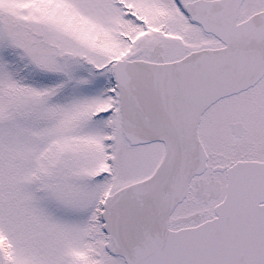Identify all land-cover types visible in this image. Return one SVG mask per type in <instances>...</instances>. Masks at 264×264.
I'll return each instance as SVG.
<instances>
[{
    "label": "snow or ice",
    "instance_id": "6c2138e0",
    "mask_svg": "<svg viewBox=\"0 0 264 264\" xmlns=\"http://www.w3.org/2000/svg\"><path fill=\"white\" fill-rule=\"evenodd\" d=\"M0 264H264V0H0Z\"/></svg>",
    "mask_w": 264,
    "mask_h": 264
}]
</instances>
